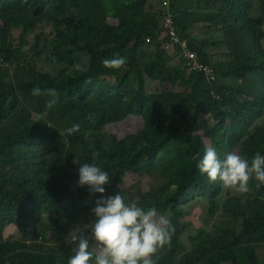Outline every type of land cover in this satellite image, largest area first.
Instances as JSON below:
<instances>
[{
    "label": "trees",
    "instance_id": "obj_1",
    "mask_svg": "<svg viewBox=\"0 0 264 264\" xmlns=\"http://www.w3.org/2000/svg\"><path fill=\"white\" fill-rule=\"evenodd\" d=\"M26 1L34 13L29 12L28 17L14 20L18 13L17 4L0 0V21L4 23L0 26V229L16 225L26 233L35 227V230L40 229L41 236L40 240L27 243L5 239L0 232V264H68L78 247V241L72 242L78 235L75 228H83L95 220L91 209L101 198L98 193L90 194L88 188L86 199L76 195L82 189L76 179L83 163L94 162L100 167L102 159L106 160L104 169L110 176V183L104 186V196L108 191L109 196L114 195L117 185L122 186L129 173L141 174L145 169L154 172L161 164L170 177L169 186L164 190L165 195L138 188V192L144 195L138 206L145 209L176 211L181 199H187L197 191L211 192L208 197L211 200L218 198L221 192L218 181H210L197 167L208 148L200 133L199 118L212 114L219 121L230 120L231 125L224 133L220 134L224 125L221 124L219 135L206 134L211 140L210 147L215 148L219 156L234 139L240 140L245 129L263 113L264 100L260 95L239 100L246 97L241 96L233 84H241L249 74L257 77L264 72V49L254 38V29L251 28L263 22L264 13L261 19H251L249 0H198L221 6L219 11L206 15L204 19L180 5L172 13L180 39L189 41L190 51L204 66L215 71L218 81L227 82V87H221L219 83L207 82L203 74L191 73L183 58L180 63L183 70L188 71L186 75L177 68L160 72L159 69L177 59L169 57L166 60L160 53L166 45L170 49V38L167 30L161 29L157 17L147 13V0ZM73 15L78 16L79 23L70 26L69 31L63 30L59 20ZM109 19H116L119 25L102 29L101 23ZM200 21L211 27H223L226 31L247 30L252 39L250 54L245 59L239 55L237 59L240 61L234 60L226 66L213 67L204 52L208 44L191 40L189 34L190 28ZM50 22L55 28L52 37L45 32L42 38L38 37L35 47L45 43L50 49L54 40L59 39L61 45L52 51L59 63L72 68L80 63L85 71L74 68L60 77H53L39 71L38 60L42 55L38 50L31 61L21 58L32 29L38 26L44 29ZM19 27L24 31L17 47L14 30ZM148 40L156 44L152 62L140 57ZM173 52L176 53L175 49ZM83 53L91 60L80 57ZM118 56L126 58L125 66L120 69L103 66L104 59ZM15 80L20 83L17 92L28 102L43 99L46 103L50 99L33 96L31 90L36 86L55 88L59 95L68 97L70 102L67 105H62V101L55 105L60 113L58 121L67 120L69 125L78 123L79 131L56 136L58 134L47 125L20 116L24 104L22 98H12L15 92L12 81ZM88 80H91L90 84L86 83ZM148 80L153 83L151 92H147ZM219 101L222 109L218 108ZM70 110L75 112L71 120L68 119ZM132 115L141 116L146 122L140 133V146L102 153L93 160L87 134L103 132L107 125ZM89 116L91 119L87 118ZM11 123L22 126L11 129ZM240 151L249 163L257 152L264 156V127L241 141ZM35 165L41 169L33 168ZM20 168L33 169L23 175L18 172ZM256 184L254 179L249 183L252 190L249 199L231 197L222 205V212L233 218L236 226H219L214 233L201 232L196 255L184 256L181 264H264V257L257 254L264 244V185L257 188ZM172 186L175 190H170ZM214 187H217L216 192H213ZM148 193L152 195L149 198ZM171 223L175 232L166 245V252L157 255V264H172L183 249L178 237L183 228L175 219ZM50 234L55 236V241L63 235H70L73 237L71 245L62 252L49 249L47 245L52 244L44 241ZM206 242L207 246H204Z\"/></svg>",
    "mask_w": 264,
    "mask_h": 264
},
{
    "label": "rangeland",
    "instance_id": "obj_2",
    "mask_svg": "<svg viewBox=\"0 0 264 264\" xmlns=\"http://www.w3.org/2000/svg\"><path fill=\"white\" fill-rule=\"evenodd\" d=\"M7 1V0H5ZM11 3L17 4L18 6V13L13 18L22 19L23 17L26 18L29 15L30 7L26 0H10ZM252 6V11L249 14L251 19H261L263 18L264 13V0H249ZM179 5L184 7L185 9L189 10L190 12L199 15V19H204L206 15H211L221 9V6H215L213 4H208V2H201L198 0H147L146 4V11L148 14H153L157 17V21L161 24V29L163 28L166 31V26L162 24L165 23L166 18L168 16H172V13L175 12ZM182 7V8H183ZM77 15L70 16L69 18H64V20L60 19L59 23L63 30L69 31L70 26H74L78 24L80 19ZM53 22L50 24L47 23L45 26V30L42 27L38 26L32 29V34L27 37L26 43L27 46L24 48L21 58H24L26 61H31L35 59V50H38L42 56H40L38 60V68L39 71L44 72L48 75L53 77L61 76L66 72H70L72 67L67 64L59 63L55 53H52L54 48H58L61 45V41L59 39L54 40V46H51L50 49H47L45 43H41L38 47H35V42L38 37L43 36L45 32L51 34L55 31V28L52 25ZM4 24V23H3ZM2 22L0 21V26H3ZM118 26L119 22L116 19H109L101 23V28L104 29L106 26ZM165 28V29H164ZM251 28L254 29V38H256L259 44H262L264 49V20L260 25H253ZM24 28L19 27L14 30V37L16 40V46L19 47L21 44V38L23 34ZM211 30L210 32L207 31ZM219 30V31H217ZM175 32L178 38L179 35L177 34V29L175 27ZM211 33H215L213 35H209ZM191 40H197L200 43L208 44V48L204 49V52L208 55V61L210 65L213 67L218 66H226L234 60L237 59L238 56H242V59L247 58L248 48L250 50V43L252 39L247 30L240 29L238 31H226L223 27H211V25L200 21V23L195 24V26L190 28ZM42 38V37H41ZM166 39V38H165ZM260 40L261 43L258 41ZM189 44V41L186 40ZM175 49V54L173 49L166 45L160 53L163 55L164 58L169 57H176L177 60L169 62L168 65L164 69H159L160 72L163 70L165 71L168 68H177L180 69L184 75H186L187 70H183L182 65L180 63L181 52L179 51L178 47H173ZM156 51V44H151L150 40H148V46L145 47L142 52L140 53L141 59L145 61H151L153 54ZM180 52V55H179ZM255 52V51H254ZM159 56V52H158ZM80 57L84 58L86 61H90L91 58L89 55L80 54ZM220 57L224 58L220 60ZM160 58V57H159ZM240 61V60H239ZM238 62V61H237ZM9 69L8 67H6ZM11 70V69H9ZM12 71V70H11ZM126 75V73H125ZM124 75V76H125ZM254 75H247L246 79L239 85L237 83L233 84V87L236 88L237 92H240L241 99H250L253 95H260L261 100H264V72L260 73L258 77H253ZM256 78V79H255ZM226 83V84H225ZM12 84L15 88V92L12 95V98H22V103L24 104L23 108L19 111L20 116L26 117L27 119H36L35 114L41 113L45 111V102L43 99H35L33 101L28 102L26 98H23L20 92H17V87L19 86L18 81H12ZM219 86L227 87L228 84L225 81H219ZM153 90V83H147V92H151ZM24 93V92H23ZM235 96H238V93H235ZM27 95V94H26ZM27 97V96H26ZM59 102L62 101V105H67L70 102V99L64 94L59 95ZM93 101H96L93 98ZM220 102V101H219ZM57 105V104H56ZM218 108L222 109L221 102L218 103ZM219 109V110H220ZM224 110V109H223ZM18 114V110H17ZM75 116L74 110H70V114L68 119H73ZM60 117V113L58 108L54 105L51 110H48V116L39 120L41 124L47 125V127L53 131L56 136L65 135L67 132L66 130L71 127L67 123V120L59 122L58 119ZM214 117V118H213ZM221 122L212 114L208 115H201L199 118V125L201 127L200 133L204 137V143L207 147L211 146L210 138L206 137L207 133H214L219 135L218 127L221 126ZM13 123V122H12ZM10 124L11 129H16L21 127L22 125H13ZM146 122L143 117L141 116H129L121 122H116L113 124H109L106 126L103 132H89L86 136V140L89 143V146L92 152H98L99 156L103 154H107L109 152H113L120 149H132L140 146V133L145 129ZM230 126V121L226 120L224 125L222 126V130L220 134L224 133ZM264 127V107L263 113L260 117L252 123V126L245 129L242 134L240 140L234 139L232 143L228 144L224 149L223 153L221 154L220 159L223 160L226 155L230 152H237L241 155L240 151V142L253 136L255 131L260 128ZM216 136V135H215ZM93 148V149H92ZM103 153V154H102ZM242 156V155H241ZM105 164L106 160L102 159V163L100 167L105 171ZM70 167L73 165L69 164ZM74 166L76 164L74 163ZM73 166V167H74ZM33 168L41 169V166L35 165ZM32 168V169H33ZM77 168V166H76ZM31 168H20L18 172L23 175H27L32 171ZM79 178L76 179L78 182ZM170 177L168 174H165V171L160 164L159 168H157L154 172L148 169L142 171L141 174H132L129 173L126 178L125 182L122 186H120L121 195L124 197L126 203H130L131 201H136L137 204L141 202L144 198L142 193L138 192V188H142L145 192H159L165 195V189L169 186ZM250 183V182H249ZM218 185L220 187L221 192L219 193L218 198L211 200L209 199V194L201 193V192H194L192 196L188 197L187 199H181L178 202V207L175 211L166 210L161 211L160 213L166 215L170 221L175 219L181 228H183L182 232L179 234V241L183 246V249L180 251V254L177 256L175 261L172 264H181V261L184 256H194L196 255V249L198 246V242L200 239V233H214L219 226L222 227H234L236 226V222L233 218L225 215L222 212V205L226 199H230L231 197H240L244 200L249 199L251 195V187L249 186V191L247 193H238L233 189L225 188L221 185L218 181ZM82 188V187H81ZM87 186L79 189L76 195L79 197H86L87 195ZM175 190V187H170ZM215 188V189H214ZM213 192H216L217 187H214ZM89 190V189H88ZM118 191V190H117ZM116 191V192H117ZM111 192V191H110ZM115 192V193H116ZM109 196V191L106 193L105 197ZM147 198L151 197L152 195L148 193L146 195ZM87 198V197H86ZM85 198V199H86ZM176 212L178 215H176ZM44 214L47 215V210H44ZM47 219V218H45ZM3 237L5 239H16L21 241H26L27 243H32L33 241L40 240V229L31 228L28 232L20 231L16 225H10L5 229H0ZM54 235L50 234L47 236V239L44 242L51 243L47 245L49 249L56 250V252H62L67 246H70V241H72L70 235L67 237L63 235L60 240H53ZM76 237V236H74ZM52 240V241H51ZM199 240V241H198ZM40 242V243H44ZM73 242V241H72ZM25 243V244H27ZM36 243V242H35ZM28 245V244H27ZM204 246H207V242L203 243ZM166 252V246L159 250L157 255H162ZM257 254L259 257H264V244L261 246L260 249L257 250Z\"/></svg>",
    "mask_w": 264,
    "mask_h": 264
},
{
    "label": "clouds",
    "instance_id": "obj_3",
    "mask_svg": "<svg viewBox=\"0 0 264 264\" xmlns=\"http://www.w3.org/2000/svg\"><path fill=\"white\" fill-rule=\"evenodd\" d=\"M102 63L105 68L120 69L125 66L126 58L118 56L104 59ZM73 67L85 71L80 63ZM86 83L90 84L91 80ZM31 94L50 97L45 103V111L35 114L37 121L47 117L48 110L59 103V92L55 88L41 89L36 86ZM87 118L91 119V116ZM226 120L229 119L220 120L221 124ZM79 129L77 123L66 132L71 135ZM219 156L215 148L208 147L197 165L199 172L206 174L210 181H219L223 187L242 194L249 191V182L253 179L257 181V188L264 185V156L259 152L251 163L235 151L228 153L223 160ZM92 157L96 160L99 153L94 152ZM109 183L108 172L96 163L80 164L78 185L82 188L87 186L90 194L98 193L101 198L95 201V207L91 209L95 220L83 228H75L78 235L73 242L78 241V247L68 264H157V253L171 242L174 225L154 207L145 209L138 206L136 201L126 203L120 185H117L118 191L114 195L105 197L104 186ZM85 232L90 236L87 237Z\"/></svg>",
    "mask_w": 264,
    "mask_h": 264
},
{
    "label": "built area",
    "instance_id": "obj_4",
    "mask_svg": "<svg viewBox=\"0 0 264 264\" xmlns=\"http://www.w3.org/2000/svg\"><path fill=\"white\" fill-rule=\"evenodd\" d=\"M166 30L168 32L170 38V47H179L181 49V57L186 61V68L194 74H203L207 82L209 83H219L218 76L215 71L209 67L204 66L197 55L194 52L190 51L188 43L186 41H182L180 38L177 37L175 32V23L171 16H168L165 21ZM178 34V33H177Z\"/></svg>",
    "mask_w": 264,
    "mask_h": 264
},
{
    "label": "crops",
    "instance_id": "obj_5",
    "mask_svg": "<svg viewBox=\"0 0 264 264\" xmlns=\"http://www.w3.org/2000/svg\"><path fill=\"white\" fill-rule=\"evenodd\" d=\"M186 10H187V9H186ZM188 11H189V10H188ZM191 13H192V12H191ZM207 31L210 32L211 30H208V29H207ZM214 34H215V33H211V34H209V35H213V36H214ZM247 50H248V55H249V54H250L249 48H248ZM223 59H224V58L220 57V60H223ZM223 81H224V80H223Z\"/></svg>",
    "mask_w": 264,
    "mask_h": 264
}]
</instances>
